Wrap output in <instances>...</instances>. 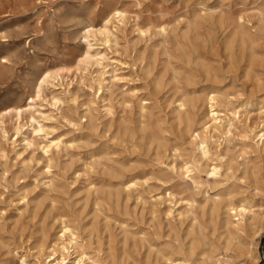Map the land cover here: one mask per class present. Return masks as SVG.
Returning <instances> with one entry per match:
<instances>
[{"label":"rangeland","instance_id":"rangeland-1","mask_svg":"<svg viewBox=\"0 0 264 264\" xmlns=\"http://www.w3.org/2000/svg\"><path fill=\"white\" fill-rule=\"evenodd\" d=\"M112 8L102 64L79 63ZM46 70L43 131L17 135ZM212 95L233 123L209 130L216 175L195 138ZM1 114L0 264L62 244L61 264H264V0H0Z\"/></svg>","mask_w":264,"mask_h":264},{"label":"bare ground","instance_id":"bare-ground-1","mask_svg":"<svg viewBox=\"0 0 264 264\" xmlns=\"http://www.w3.org/2000/svg\"><path fill=\"white\" fill-rule=\"evenodd\" d=\"M127 13L126 11L124 10H121L119 8H112L109 12V14L107 15V17L105 18L104 20V24L99 27V28H95L94 25H88L86 26L82 31H81V39H82V42L83 44L86 46V50H84V52L81 54V56L78 58V62L81 63V64H86V65H93V64H96L97 65H100L102 64L100 62V60L104 57L102 55H100V53H97L95 52V50H97L96 48H98V46H96V44H94L92 42L93 39H97V37L100 35L103 37L102 41L103 44L104 43H108L110 41V35L111 32H110V29H109V25L113 22V20L115 19H118V21H123L127 18L126 17ZM125 23V22H124ZM117 26V25H116ZM117 28V27H116ZM243 31V30H242ZM244 35V33H243ZM116 36V35H115ZM101 37V38H102ZM114 37V36H113ZM101 41V42H102ZM115 41V40H114ZM105 44V45H106ZM100 45V44H99ZM102 45V44H101ZM100 47V46H99ZM100 51V50H99ZM106 55V54H104ZM3 62H7L6 59H3ZM78 63V64H79ZM80 66V65H79ZM83 66V65H82ZM81 66V67H82ZM103 66V65H102ZM80 68V67H79ZM82 69V68H81ZM81 71V70H80ZM82 72V71H81ZM85 72V71H84ZM83 74V73H82ZM116 74V73H115ZM84 75V74H83ZM114 75V74H113ZM99 77V76H98ZM112 77V76H111ZM114 77V76H113ZM64 76L61 75V73H53L51 72L50 70H46L44 71L37 79V82H36V86H35V94L30 96L29 97V101L25 104V105H22V106H19V107H16L14 108V115L16 116V125H15V131H16V134L19 135L20 133H23V130L24 129H27L28 131L30 130L31 132L35 133V134H38L40 132L43 131V126L39 124V121L37 120V118L35 117V113L34 111L37 109L39 110L38 108L39 107H42V106H38V104L36 105L37 101L39 99H42V95H43V90L44 88L47 86H50L51 88L52 87H55L57 88L58 86H56L55 83H59L58 81L60 80H63ZM102 79V77H100ZM100 78L98 82L101 83V80L100 81ZM115 78H117V76H115ZM107 81V80H106ZM96 82V80H95ZM106 83V82H105ZM103 84V83H102ZM61 85V84H60ZM101 87V86H100ZM54 89V88H53ZM56 90V89H55ZM212 94V93H211ZM210 95V94H209ZM53 105H57L60 103V100L58 97H53ZM107 104V103H106ZM179 106H186L185 103L181 102V104ZM144 107V106H143ZM220 103L217 99V97L215 95H212L210 98H209V108H210V118L212 123L210 122V124L206 123V125L204 126V130H203V133L202 132H197L195 134V138L196 140L199 138V141H197V148L198 150L200 151V155L201 157L204 159H207V160H210V161H214L213 159L210 158V156L213 154H211V147L209 145V137H208V134L211 133V131L209 132L210 129H212L213 126L215 127H218V126H223L225 123H227L228 125H232L233 123L229 122L231 120H227L226 119V116L228 115L227 113L223 112V110L220 108ZM185 108V107H184ZM109 109V108H108ZM226 110V109H224ZM8 111L10 110H6V111H3L2 114H5L7 113ZM1 114V115H2ZM227 114V115H226ZM236 114V113H235ZM66 115V114H65ZM236 116V115H235ZM228 117V116H227ZM2 118H4V116L2 115L0 117V123H3L4 121L1 120ZM24 118H26V122H24ZM235 118V117H234ZM238 120V119H237ZM36 123L39 124V127L36 126ZM264 129V128H263ZM218 130V129H217ZM252 131V130H251ZM264 131V130H262ZM209 132V133H208ZM230 132V128L227 130V133ZM24 134V133H23ZM22 134V135H23ZM259 134V133H258ZM7 135V134H6ZM212 137V135L210 136ZM259 139H258V143L260 144V142H263L264 141V132H262L261 134L258 135ZM7 138V137H6ZM242 141V140H241ZM29 143V142H28ZM61 144V140H57V141H52L50 145H45L46 148H49L54 145L55 147H59ZM258 145V144H257ZM53 146V147H54ZM45 151H48L45 150ZM211 162V163H212ZM214 163V162H213ZM198 164V162H197ZM232 168V166H231ZM219 167L216 163H214V165L212 166V172L211 174L212 175H216L218 172H219ZM185 170L187 172H189L191 170V166H186L185 167ZM190 202V201H189ZM192 205V204H191ZM216 206V205H215ZM249 208V207H248ZM234 210L236 209V212H238L237 215H239L240 217L238 218L239 221H243L244 219H246V211H249L247 210L246 208L244 207H240L239 209L236 207H232L231 210ZM238 210V211H237ZM235 211V210H234ZM250 212V211H249ZM252 222L251 224L254 225V220H255V213L253 211V215H252V218H251ZM239 223V222H238ZM237 223V224H238ZM238 226V225H237ZM241 227V226H240ZM63 236H65L67 233H70L71 237H68L70 238V243L72 244V246L76 247V234L74 232H72V229L69 228L68 226L64 227L63 230ZM69 235V234H68ZM200 236V235H199ZM58 247V250L60 252H62V258L61 259H55L54 257L52 258L53 262H49V264H61L62 262L65 261V258H64V251L68 250L67 249V245L65 244H62V245H59L57 246ZM69 252V251H68ZM203 252V251H202ZM56 254V253H55ZM97 257V256H96ZM90 259V258H89ZM94 264V263H93Z\"/></svg>","mask_w":264,"mask_h":264}]
</instances>
